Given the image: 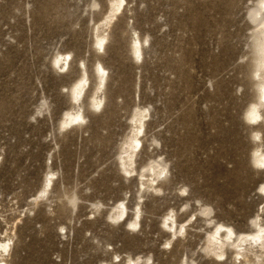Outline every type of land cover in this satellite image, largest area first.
<instances>
[{
    "label": "rangeland",
    "instance_id": "rangeland-1",
    "mask_svg": "<svg viewBox=\"0 0 264 264\" xmlns=\"http://www.w3.org/2000/svg\"><path fill=\"white\" fill-rule=\"evenodd\" d=\"M108 1L0 0L6 264H232L230 252L219 260L204 248L215 225L252 233L262 218L264 167L250 154L264 149V126L244 119L256 101L250 56L260 0H125L103 52L93 40ZM133 31L145 40L139 59L129 52ZM62 53L72 56L69 69L52 63ZM80 61L90 90L95 62L105 68V100L90 111L85 100V122L61 127ZM137 110L145 125L136 172L159 169L161 192L117 165ZM122 201L128 221L140 209L135 228L110 219ZM171 214L185 231L168 245L161 223Z\"/></svg>",
    "mask_w": 264,
    "mask_h": 264
},
{
    "label": "bare ground",
    "instance_id": "bare-ground-1",
    "mask_svg": "<svg viewBox=\"0 0 264 264\" xmlns=\"http://www.w3.org/2000/svg\"><path fill=\"white\" fill-rule=\"evenodd\" d=\"M125 0H109L107 10L102 20L97 24L94 33L93 46L96 50L105 51L104 42L108 38V29L111 24L115 23L123 14L124 8L122 4ZM264 0H260L259 9L255 15L259 17L260 21L257 28L252 34L251 43V72L253 75V84L256 88V101L252 102L244 113V119L248 122L261 123L264 126ZM145 40L141 39L136 31L130 34L129 38V52L134 59H139L143 55ZM58 69L70 68L72 63V56L70 53H62L55 56L52 61ZM79 76L76 81L68 88L67 93L72 100V108L68 110L61 120V127L75 126L85 122L84 112L82 106L87 100L88 109L99 108L102 101L105 100L106 78L104 76L105 68L96 61L93 66V89L90 90V77L88 75L86 64L80 61L78 64ZM143 111L137 110L132 121L131 134L125 139L121 152L119 153L117 165L122 172L130 177L138 176L141 181V186L144 190H151L161 192L164 181L160 180L161 171L153 167L147 168L144 173L137 174L136 172V158L137 150L143 148L140 134L144 129ZM93 117V114H90ZM255 138L260 139L258 132L254 135ZM138 150V151H139ZM252 166L255 168L264 167V149L258 145L250 154ZM50 175H53L51 173ZM52 178L46 179L42 194H46L48 187L52 186ZM139 182V181H138ZM260 194L264 195V184L259 187ZM36 199V198H34ZM140 209L138 205L133 209V218L128 221V207L124 201L115 205L110 219L117 223L126 224L131 228L139 225L137 219L140 217ZM161 228L170 236L168 245L171 244L172 239H176L180 230L185 231V226H178L176 214L167 215L161 223ZM13 235V234H12ZM11 238L6 234L4 238L0 239V264H6L10 251L7 249V243ZM204 251L211 255V257L219 260L226 259L228 252L231 253L232 264H264V208L262 210V218L257 217L254 224V231L252 233L236 234L233 229L223 225L217 224L210 232ZM119 258V257H117ZM151 259L145 258H129L126 264H150Z\"/></svg>",
    "mask_w": 264,
    "mask_h": 264
}]
</instances>
